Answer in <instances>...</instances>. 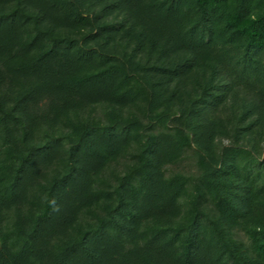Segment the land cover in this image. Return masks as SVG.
Instances as JSON below:
<instances>
[{
    "label": "trees",
    "instance_id": "obj_1",
    "mask_svg": "<svg viewBox=\"0 0 264 264\" xmlns=\"http://www.w3.org/2000/svg\"><path fill=\"white\" fill-rule=\"evenodd\" d=\"M0 264H264V0H0Z\"/></svg>",
    "mask_w": 264,
    "mask_h": 264
}]
</instances>
